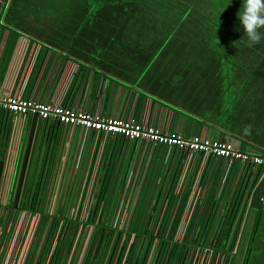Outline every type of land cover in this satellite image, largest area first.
Here are the masks:
<instances>
[{
  "label": "built area",
  "instance_id": "built-area-1",
  "mask_svg": "<svg viewBox=\"0 0 264 264\" xmlns=\"http://www.w3.org/2000/svg\"><path fill=\"white\" fill-rule=\"evenodd\" d=\"M7 1L0 0V10ZM0 111L52 125L47 150L33 145L42 136L38 127L27 136L12 176L0 169L3 233L16 252L20 245L25 251L32 240L38 264L230 263V255L214 247L219 238L226 246L234 241L235 253L243 229L237 222L247 197L240 178L247 168L264 169V153L238 150L226 140L164 131L133 118L5 93H0ZM86 133L94 142L82 161ZM210 160L225 162L227 168L222 180L215 184L209 179L205 187L209 164H214ZM234 176L238 184L229 181ZM176 248L182 258H171Z\"/></svg>",
  "mask_w": 264,
  "mask_h": 264
},
{
  "label": "trees",
  "instance_id": "trees-1",
  "mask_svg": "<svg viewBox=\"0 0 264 264\" xmlns=\"http://www.w3.org/2000/svg\"><path fill=\"white\" fill-rule=\"evenodd\" d=\"M4 11V24L21 28L63 60L146 88V96L195 122L196 130L216 120L220 129L248 139L264 135V36L248 46L240 24L216 21L179 0H8ZM239 78L243 85H234ZM249 182L241 184L247 197L235 253L234 241L226 246L219 238L214 247L230 255L229 264H264V169ZM181 253L176 248L171 258Z\"/></svg>",
  "mask_w": 264,
  "mask_h": 264
},
{
  "label": "crops",
  "instance_id": "crops-1",
  "mask_svg": "<svg viewBox=\"0 0 264 264\" xmlns=\"http://www.w3.org/2000/svg\"><path fill=\"white\" fill-rule=\"evenodd\" d=\"M179 1L191 8H204L199 6L200 1H208L211 4V0ZM4 8L0 10L2 21L0 25V93L31 98L41 102L83 107L90 111L99 112L104 116L133 118L164 131H178L186 135H200L210 139L226 140L237 145H246L244 151L264 153V135L260 140H257V137L255 140L248 139L240 132L220 129L216 120L208 122L196 130L195 122L186 121L182 115L173 113L166 106L152 100L149 95L146 96V88L142 90L130 80L119 79L96 70L90 64L84 63V66H80L72 59L63 60L58 52H54L52 48H46L42 42L32 39L30 35L22 32L21 28L4 24ZM219 8H222V4ZM227 8H229L228 5L226 10ZM223 68L230 71L226 65ZM233 83L242 86L244 82L239 78ZM38 127L39 129L42 127V136L39 138L40 140L35 139L33 145L36 144L38 151L44 152L50 143L51 124L37 125L34 122L30 123L24 117L15 119L0 111V169L2 175H4V171H8V178L12 176L13 169L20 159L19 153L26 148L27 136ZM90 135V133H86L84 136L83 152H81L82 161L87 159L91 153L89 145L94 142V138ZM120 145L123 146V142ZM37 158H39L38 155L32 156L33 160ZM114 160L117 167L116 162L121 161V157L117 155ZM208 162L214 163L213 160ZM226 166L227 164L221 161L216 165L215 163L209 164V170L207 168L208 172L205 175L206 180L203 181L205 187L208 186L209 179L215 184L222 180ZM229 168L232 169L233 167L230 166ZM229 170L228 175L232 178L234 174ZM232 171L235 169L233 168ZM255 171L256 169H246L244 174L246 182L244 183H247L249 178L253 179ZM234 180L235 184L240 181L235 176L233 180L229 181L233 183ZM5 223V214L4 216L0 215V264H38V262H34L36 250L32 240L30 243L28 242L25 251H23L25 247L20 251L21 245L17 252V247L14 249L8 245L5 240L6 234L3 233Z\"/></svg>",
  "mask_w": 264,
  "mask_h": 264
},
{
  "label": "clouds",
  "instance_id": "clouds-1",
  "mask_svg": "<svg viewBox=\"0 0 264 264\" xmlns=\"http://www.w3.org/2000/svg\"><path fill=\"white\" fill-rule=\"evenodd\" d=\"M230 2L231 0H227V3L222 5V10ZM237 18L248 46L259 43L264 36L261 31L264 29V0H242Z\"/></svg>",
  "mask_w": 264,
  "mask_h": 264
},
{
  "label": "rangeland",
  "instance_id": "rangeland-1",
  "mask_svg": "<svg viewBox=\"0 0 264 264\" xmlns=\"http://www.w3.org/2000/svg\"><path fill=\"white\" fill-rule=\"evenodd\" d=\"M160 3L162 6H164L166 2L161 1ZM226 3L227 0H224V2H221V0H211V4H209L208 1H200L199 6L204 7L202 8V10H204V12L208 15H213V18L216 21L221 20L226 14L224 21L233 23L232 26H234L235 24H239L237 12L239 11V8L242 4V0H231L230 4H228L229 8H227V10L226 7L223 10L222 8H219L221 4L223 5ZM171 4L176 5L175 3L170 2L168 4L169 11L175 10V7L173 8Z\"/></svg>",
  "mask_w": 264,
  "mask_h": 264
},
{
  "label": "water",
  "instance_id": "water-1",
  "mask_svg": "<svg viewBox=\"0 0 264 264\" xmlns=\"http://www.w3.org/2000/svg\"><path fill=\"white\" fill-rule=\"evenodd\" d=\"M0 9H1V4H0ZM74 130H75V128H74Z\"/></svg>",
  "mask_w": 264,
  "mask_h": 264
}]
</instances>
